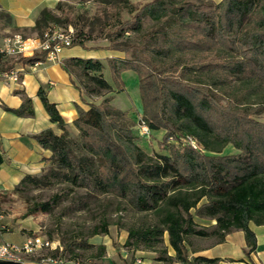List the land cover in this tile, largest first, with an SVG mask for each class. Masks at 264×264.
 <instances>
[{"label": "trees", "instance_id": "obj_1", "mask_svg": "<svg viewBox=\"0 0 264 264\" xmlns=\"http://www.w3.org/2000/svg\"><path fill=\"white\" fill-rule=\"evenodd\" d=\"M95 1L103 7L107 48L129 54L106 60L116 89H121L123 71L136 72L142 117L150 134L164 130L161 148L167 152L147 153L123 121L125 111L110 106L108 97L77 106L72 127L82 142L76 147L69 125L39 91L60 132L47 128L34 135L51 152L48 165L38 175L25 174L16 189L65 182L87 195H112L135 212L152 213V223L127 229L125 245L155 251L166 234L174 255L162 250L156 260L215 262L202 256L189 259L186 241L197 236L220 242L233 230L244 232L249 255L256 248L250 224L264 225V121L253 114L262 108L251 112L248 106L264 100V0H147L139 6L131 0ZM60 6L61 1L55 10ZM123 11L130 17L122 20ZM146 20L152 26L143 32ZM65 22L66 13L43 9L34 29L40 34ZM128 32L138 33L139 43L120 41ZM82 34L74 35L72 45L83 46ZM186 54L197 61L185 63ZM44 55L38 51L12 60L33 65ZM62 66L89 97L113 89L99 59L70 57ZM170 67L178 68V74ZM11 111L32 116L30 98L23 97ZM229 144L235 153H223ZM37 207L47 212L52 205L47 201ZM196 217L214 223L205 226ZM101 229L106 232V225ZM103 251L101 247L99 255Z\"/></svg>", "mask_w": 264, "mask_h": 264}, {"label": "rangeland", "instance_id": "obj_2", "mask_svg": "<svg viewBox=\"0 0 264 264\" xmlns=\"http://www.w3.org/2000/svg\"><path fill=\"white\" fill-rule=\"evenodd\" d=\"M145 1L147 0H131L134 6H139ZM102 8L95 0H62L60 9L55 13L57 15L61 12L66 13L68 22L54 26L61 29L72 26L74 35L79 32L84 33L82 34L85 35L83 47L107 48L109 41L105 37L106 26L102 18L104 17ZM121 17L125 20L130 17V14L123 11ZM151 26L152 22L146 20L143 24V32ZM23 35L31 34L28 32ZM139 40L138 33L128 32L120 41L137 44ZM118 54L129 55L122 51ZM182 60L191 64L196 62L197 58L193 54H186L182 56ZM103 65V76L111 83L113 89L100 97H90V101L99 103L102 98L108 97L110 106L125 111L123 121L139 138L138 143L147 153H166L167 151L161 148L164 130L152 131L148 140H144L138 134L136 119L138 115L142 116V105L136 72L123 71L120 75L121 89L117 90L107 62L103 61ZM170 69L173 75L178 74V68L170 67ZM260 94L262 95L263 92ZM222 101L226 102L227 98H222ZM248 106L251 112L262 108L260 113L253 114L257 119L264 121V100L263 103ZM69 136L74 140L76 147L82 142L74 128H70ZM228 152H236L231 144L227 145L223 151V153ZM85 193L84 189L72 188L65 182L54 183L42 188L16 189V185L7 189L0 188V232L39 234L50 240H59L65 248L63 253L67 261L65 264H115L118 263L117 258L124 255L127 256L126 261L129 259L135 261L136 258L143 259L135 256L133 247L125 245L127 229L132 225L152 223L155 220L153 214L135 212L124 200L112 195H87ZM47 201L52 205L49 211L45 212L37 207ZM195 220L206 226L213 223L208 218L196 217ZM103 224L106 225V232L101 229ZM101 247L104 251L102 255H99ZM168 248L165 234L163 242L154 251L155 255H159L162 250L167 253Z\"/></svg>", "mask_w": 264, "mask_h": 264}, {"label": "crops", "instance_id": "obj_3", "mask_svg": "<svg viewBox=\"0 0 264 264\" xmlns=\"http://www.w3.org/2000/svg\"><path fill=\"white\" fill-rule=\"evenodd\" d=\"M59 1L62 0H0V41L16 32H29L31 35L36 33L34 26L40 11L47 9L55 12ZM118 53L119 51L109 48L90 49L74 44L62 50L60 62L42 60L33 65H23L13 62L12 59L0 61V69L12 65L11 68L19 70L20 78L19 82H7L0 78V188L13 187L25 174L38 175L48 165L46 159L51 152L43 148L34 135L47 128L56 133L60 130L45 111L39 91H43L47 99L55 104L63 122L70 128H73L72 121L77 117V106L86 108V102H91L90 97L73 84L71 76L62 66V61L70 57H82L103 62L108 58L123 56ZM23 97L31 100L32 116H18L11 111L21 105ZM250 227L256 235V248L249 255L245 253L244 232L233 230L220 242L213 237L189 238L185 243L188 258L202 256L215 259V262L201 264H264V225L251 223ZM26 236L0 232V241L20 244ZM169 248L167 255L173 256L174 252ZM134 254L143 259L126 261L127 256L124 255L117 258L118 263L115 264H183L156 260L157 255L153 250L135 249ZM23 264L39 263L27 259Z\"/></svg>", "mask_w": 264, "mask_h": 264}, {"label": "built area", "instance_id": "obj_4", "mask_svg": "<svg viewBox=\"0 0 264 264\" xmlns=\"http://www.w3.org/2000/svg\"><path fill=\"white\" fill-rule=\"evenodd\" d=\"M73 38L72 26L61 29L51 25L40 34L28 36L16 32L3 37L0 41V61L16 60L43 51L44 60L60 62V53L72 46ZM0 78L7 82H19V70L10 68L0 71ZM136 127L142 138L147 140L150 138V129L141 115L137 116ZM190 142L193 143L192 140ZM63 253L64 248L59 240H50L39 234L27 235L20 244L0 241V262L24 263L27 259H33L39 264H65L67 261Z\"/></svg>", "mask_w": 264, "mask_h": 264}, {"label": "water", "instance_id": "obj_5", "mask_svg": "<svg viewBox=\"0 0 264 264\" xmlns=\"http://www.w3.org/2000/svg\"><path fill=\"white\" fill-rule=\"evenodd\" d=\"M0 264H23L20 262H12V261H1Z\"/></svg>", "mask_w": 264, "mask_h": 264}]
</instances>
